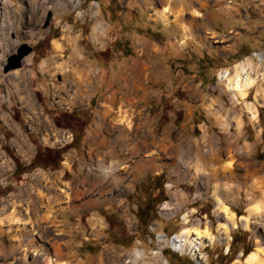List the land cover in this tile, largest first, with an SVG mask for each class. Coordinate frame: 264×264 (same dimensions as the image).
I'll return each mask as SVG.
<instances>
[{"label": "rangeland", "instance_id": "374dc122", "mask_svg": "<svg viewBox=\"0 0 264 264\" xmlns=\"http://www.w3.org/2000/svg\"><path fill=\"white\" fill-rule=\"evenodd\" d=\"M112 1L115 4L118 3L116 8L119 11L116 9L110 11L115 16L114 20L118 27L106 25L102 18V15L105 16L110 9H113L112 6L104 11L102 5L92 0H0L1 60L15 51H12L11 47L15 42L18 43L17 47L26 43L33 47V51L36 50V53L33 52L26 58L25 67L7 74L0 68V134L5 135V145L1 140L0 143L6 147L9 145L8 142L13 143L3 126V123L9 122L8 117L3 118L7 112L12 111L13 117L19 119V107L32 105L40 111L37 104L39 101H43L41 110L48 114V118L46 115L34 116L38 114V110L32 108L31 119L41 124L45 133H50L49 136L55 132L58 133L54 129L55 125L71 129L75 137L74 143L62 151H38L29 167L19 168L16 171L12 179L14 185L0 189V218L4 219L11 214V216L8 215L9 220L11 218L20 220L27 218L28 212L32 218L31 221L37 224L38 228L46 226L45 223L41 225L36 223L38 216L46 215L43 208L53 204L56 209L57 206L51 203L54 196H63L66 192L71 198V203L79 205L77 210L71 212L69 209H63V212L52 210L53 224L45 227L47 229L45 233L43 232L42 240L38 237L30 246L34 248L38 243L39 251L37 249L33 253L31 250L26 251L27 258L22 260L23 264L24 262L32 264L38 258L41 254L40 246L51 250L54 243L58 244L63 252L75 255L76 260L82 264L85 262L98 264L102 254L105 256L104 264H122L120 260H116V257L131 253L138 248L144 255L137 264H246L249 253L255 249H264V232L258 228V221L254 215L248 229L243 228L238 219L250 215L249 202L246 200L247 193L254 191L255 198L252 200L259 202L261 193L264 192V189L262 190V186L264 187V43L258 45L262 49L253 50L249 54L248 60L243 57L225 69L213 68L205 72L206 66L199 67L200 62L195 58L193 59V62H196L195 66H191L193 70L182 72L181 69L188 68L176 66L174 61H169L170 57L164 54L160 53L155 57L153 54L146 55L143 51L137 52L139 50L137 41L128 42L126 50L125 41L146 38L147 46L154 49V46L158 47L159 44L163 46L168 36L157 34L149 40L147 37L151 36L149 31H156L157 25L150 23L148 14L143 10L133 8L128 10L126 0ZM48 12H51L53 17L48 27L44 29L43 24ZM99 23L103 25L96 27ZM259 27L258 36L261 37L264 26L261 24ZM98 28L100 30L97 33L94 30ZM71 29L80 30L81 36H76L75 39L74 31ZM116 31L119 34L118 41ZM51 36L57 37L65 49L62 53L63 57H60L67 63L66 66L63 64L58 66L59 81L67 80L65 73L72 69L75 77L81 74L86 78L88 76L90 81L100 83V93L105 90L109 81L110 83L115 81L124 72L122 70L121 73L119 69L122 61H133L142 56L150 58L153 62V65H150L152 84L147 95L137 103V108H140V117H134L137 122L130 123L131 129L138 132L136 138L145 140L148 144L147 154L139 153L137 157H129L123 163V167L120 166L121 162L118 164L113 159H109L108 156L115 155L111 147L113 146L112 134L116 132L111 133L112 130H107L106 124L97 119L96 111L100 106L96 99L88 96L89 94H83L81 100L69 107L68 111L51 110L50 102L47 103L40 94L37 86L38 79L34 78L31 81L37 63L44 57L43 53L49 49L48 43ZM54 43L56 42H53L56 50H62ZM116 43H119L118 47ZM216 45L218 42L214 41L209 45L210 50H208L216 51ZM74 49L79 50L76 60L72 53ZM112 51H115L114 54L109 56ZM127 51L130 55H125ZM136 53L137 57L132 59ZM157 53L158 49H155L154 54ZM72 59L76 61V67L79 62L83 63L85 71L80 68L75 69L74 65L70 67L68 61ZM1 64L3 62L0 63L2 67ZM241 69H244L250 77L257 79L248 88L245 97H239L235 103L232 94L228 91L227 83L220 81L219 74L228 71L230 76H233L237 70ZM20 71H25L27 81L19 85V89L16 90L10 82V77ZM65 84L63 83V87ZM58 90L66 91L62 87ZM52 98L50 96V100ZM106 107L108 109V106ZM105 110L103 116L105 113L104 117H107V120L110 118L115 121L112 118L114 114H106ZM42 112L40 111L41 114ZM53 114L56 115L55 118H52ZM236 121L240 123L239 137L236 133L238 132ZM107 124L112 125L110 120ZM95 134H99V137L104 134L106 138L101 139L103 141L100 142ZM56 137L58 138V135ZM36 139L34 136L33 140ZM212 139L217 141V145L212 142ZM153 140L172 143L178 150L186 151V159L191 157L197 159L200 153L205 152L204 163L201 166V171L204 173L210 171V165L216 162L214 155L218 153L223 156L224 166H227L226 163L231 161L227 154V147L235 146L239 152H235L234 149L235 155L231 162L237 176L230 179L232 181L217 179V182V176L213 174L208 185L204 179H200V183L195 184L192 176L184 175L182 165L180 170L169 166L173 160L167 157L176 158L175 152L167 154L159 152V149L153 147ZM97 144L102 146L97 148ZM246 148L248 154L240 151ZM65 155L71 156L73 165L63 172L60 162ZM156 155L162 156L163 159L159 158L153 168L140 170V174L134 179L132 168L135 161L141 158L147 161ZM106 161H108L107 164ZM179 161L177 159V164H180ZM104 166L107 172L112 170L111 175L114 177L108 178L107 183L99 186L96 184L101 178ZM35 167L43 170L41 177L32 172ZM101 167H103L102 170ZM251 169L255 171L251 174L252 177L249 175ZM204 173L201 175L204 176ZM227 173L228 171L223 174L227 175ZM37 178L45 182H38ZM101 180L104 179L101 178ZM216 182L225 183L226 188L223 191L224 194L221 193L220 200L222 199L228 210L237 216L236 228L228 231L226 239L215 241L212 245L206 239H200L203 247L201 246L195 254L176 249L173 242L178 237H183L185 234L182 233L186 230L191 232L195 230V233H201L200 236H203L205 232L213 235L220 233L219 229L224 221L221 214L218 216L221 208L216 206L214 199L215 186L218 185ZM253 183L256 187L250 191ZM237 186L242 188L236 193ZM89 189L98 191L94 190L95 192L90 194L91 192H87ZM18 190H21L20 193ZM62 199L59 198L58 201ZM87 199L95 203L97 201L98 204L81 205ZM235 200L236 202H233ZM12 202L16 209L14 212L11 207ZM164 204L171 206L173 211L162 213L160 208ZM259 205L262 204L259 203ZM62 206L65 207L66 203H61L59 207ZM185 213L188 214L187 218ZM18 226L25 225L18 224ZM11 227L16 226L12 224ZM25 228L30 229L28 224ZM0 229L2 230L0 264H20L19 258L22 257L24 248L22 245L28 242L29 235L19 232L21 249L10 252V246L16 242L11 241L10 233L4 232L7 224L0 225ZM190 237L195 239L199 236L190 234ZM105 252L113 254V259Z\"/></svg>", "mask_w": 264, "mask_h": 264}, {"label": "crops", "instance_id": "0c3cea01", "mask_svg": "<svg viewBox=\"0 0 264 264\" xmlns=\"http://www.w3.org/2000/svg\"><path fill=\"white\" fill-rule=\"evenodd\" d=\"M92 1L96 2L100 6L102 5L104 11L112 6L113 9H110L109 13H107L105 16L102 14L101 15L106 25L118 27L116 21L114 20L115 16L110 12L114 9L119 11L116 8L118 3L115 4V2L113 3L112 0ZM126 2L128 10L130 8H133L135 10L145 11L148 14L150 23L157 25L156 31H149L152 36H147L149 40L155 37V35L157 34H160L161 36H168V39H166L163 46L159 44L158 47L154 46V49H152L151 46H147L146 38H138L136 40L125 41L126 50L128 42L137 41L139 45V50L137 52L143 51L146 55L153 54L155 57L160 55V53L164 54L165 56L170 57V59L168 60L174 61L176 66L181 68H188L181 69L182 72H184L185 70H193L191 66H195L196 62H193V59L195 58H197V60H199L200 62L199 67L206 66L205 72H207L208 70H212L213 68L225 69L229 67V65L237 63L243 57L248 60L249 54L253 50L261 48L258 47L260 43H264V27L262 30L263 35L261 37L258 36V29L260 28L259 26L261 24L264 26V0H134V2L126 0ZM164 16L168 17V24L164 22ZM101 25L103 24L99 23L96 25V27ZM71 31H74L75 39L77 38L76 36L80 37L82 34L80 30L71 29ZM116 35V40L118 41L119 34L117 33V31ZM54 41L56 42L54 44L60 46L62 50H56L55 45H53ZM214 41L218 42V45H216V51H209V45ZM17 44L18 43L15 42L13 43V45H11L12 51L16 49ZM115 45L118 47L119 43H116ZM48 46L49 49L45 53H43L44 57H42L37 63L35 74L32 76L31 81L34 78L35 80L38 79V82L36 81L37 86L39 87L41 96L47 103L50 102V96L59 97V100H61L67 107H71L77 104V102L81 100L80 98L83 97V94H89V97H92V99H96L98 106H100V108L96 111L97 119L101 122H104L106 124V129L109 131L112 130L111 133L116 132L112 134L113 146L111 147V149L115 151V155L110 156L115 159L116 157L120 159V157L124 156L125 149H123L121 147L122 145L120 146L118 142V146L116 148L114 147V145L116 144L115 139H117L122 132V128L119 127V125H115V122L110 118L107 120V117L105 118L102 114L103 111L107 109L106 106H108V103L106 99L109 98L111 93L116 90L122 91V83L120 84L119 81H123L124 77H127L128 79L129 73L126 67H124V64L131 60H126L124 62L122 61L119 64L121 73L122 70H124V72L120 74L115 81L111 83L109 81V86L107 85L105 90L100 93V83L91 80L89 85L86 84V86H83L81 77L85 76L77 75L75 77L72 73V69H69V71L65 73V77L68 78L67 80L63 82L59 81L57 77L60 74V72L58 71V66L61 64L66 66L67 63L61 58L63 57L62 53L65 51V49L62 46V43L59 42V39L52 36L50 38ZM155 49H158V53L156 55L154 54ZM33 52L36 53V50H34ZM114 52L115 51H112L110 54L108 53L109 56H112ZM72 53L74 59L76 60V56H78L79 50L74 49L72 50ZM125 55L130 54H128L127 51ZM136 57L137 53L132 59ZM75 60L72 59L68 61L70 63V67L74 65L75 69L80 68L81 70H84L83 63L79 62V65L76 67L75 64L77 63ZM121 65L122 67H120ZM25 75V71H20L18 73H14V75L10 77V82L12 83V85H14V88L16 90L19 89V85L23 83L25 84V82L27 81V77ZM87 78H85L86 81ZM63 83H66L64 87ZM59 86L66 91H59ZM42 103L43 101H39L37 103L40 107L39 109L41 112L43 111L41 110L43 109ZM102 106L104 108H101ZM30 108L32 113V110L35 108H33L32 105H30ZM40 111L38 110V114L34 116L41 117L42 115H46L48 118V114H46L45 112H42L41 114ZM105 111L108 112V109ZM109 120L112 125L107 124ZM97 137H99V134L97 135ZM100 137L98 140L102 142L103 140L101 139H105L106 135L102 134ZM100 146H102V144H97V148H99ZM125 157L126 160H128L127 154ZM126 160L122 159V164H120V166L123 167V163H125ZM134 168H132V172L133 178L135 179L140 174V171ZM235 176H233V178H235Z\"/></svg>", "mask_w": 264, "mask_h": 264}, {"label": "bare ground", "instance_id": "6f19581e", "mask_svg": "<svg viewBox=\"0 0 264 264\" xmlns=\"http://www.w3.org/2000/svg\"><path fill=\"white\" fill-rule=\"evenodd\" d=\"M163 20H164V22L166 24H168V22H169L168 21V17L164 16L163 17ZM99 30H100V28H98V29H96L94 31H97V33H98ZM150 65H153V62L148 57H145V58L144 57L143 58L141 57V58H139L137 60L135 59L133 61H130V62L126 63L125 67L128 70V73L131 75V77L129 75L128 79H127V77H124V80L123 81H119L120 84L122 83V87H123L122 91L121 90H119V91L118 90L113 91L111 93V95L109 96V98L106 99V101L108 103V109H109V111L106 114H108V113L114 114V116H112V118L115 119V121H116V122L114 121L115 122V125H119V127L122 128L121 129V131H122L121 134L118 136L117 139H115L116 140L115 141L116 144L114 145V147L116 148L118 146L117 145V142L119 143L120 146L122 145L121 147L123 149H125L124 150L125 151L124 156L120 157V159L119 158L118 159H115V158H112L111 156L109 157V159H113V161L118 162V164L122 161V159L123 160H126V157H125L126 154H127L128 158L129 157L131 158V157H134V156L137 157V155H139V153H145V154H147V151L149 149V146H148V144L146 143L145 140H140V139L136 138V134L138 132L136 133V132H134V130L131 129L130 123L136 121V119L134 117H136V118H139L140 117V114H141L140 113V108L139 109L137 108V103H139L147 95V91L151 87L150 85L152 84V80L153 79H152L151 74H150V70L152 68V67L150 68ZM21 68H19V69H21ZM5 74H7V73H5ZM85 78L86 77H81L83 86H86V84L87 85L90 84L89 78H87V81H86ZM219 79H220V81H225L227 83L226 85H227L228 91L232 94V99L236 103L238 101V98L239 97H242V98L245 97V95L247 94L248 88H250L255 83V81H256L257 78H255V77L253 78L252 76L250 77L248 75V73L245 72L244 69H241V70H237L236 73L233 76H230V74L228 73V71L221 72L219 74ZM126 81H127V83H126ZM251 107H250V109H251ZM115 125H113V126H115ZM236 129L238 130V132H236V133H237V136L239 137V133L241 132L240 131L241 129H240V123H239V121H236ZM53 132H55V131H53ZM139 132H140V130H139ZM49 134L45 133V136L48 137L51 141H58V138L56 137L58 135V133H56V132L53 133L52 134L53 137H51L52 135L49 136ZM212 142L213 143H216V145H217V141L216 140H213L212 139ZM231 142H233V141H231ZM152 145H154L153 147H156L157 149H159V152H162L163 154H167L168 152H175V154L177 155L176 158L174 156H172V158L167 157V159H172L173 160L172 163H170V166L171 167H175L178 170H180L181 165H182V167L184 168V175L190 176V177L192 176L191 177L193 179L192 181H194L195 184L200 183V181H199L200 179H204V182L206 183V185H208L210 183V180H211L210 178L212 177L211 175H213V174L215 176H217L216 177V180L217 179L218 180L219 179H224V180H229V181H232L230 179H232L233 176L237 175L236 174L237 172H235L233 170V164L231 162L232 159H233V157H234V155H235L233 153L234 152V149H235V146L234 145H233L234 147H232L231 145H229L227 147V154L229 155V159L231 160V161H228L226 163L227 166H224L225 165V161L223 159V156L218 153V154H215L214 155L215 158H216V162L217 163L215 162L213 165H210V171L209 172H206V173H204L203 171H201V166L204 163L203 162V159H204L203 156H204L205 152H204V154H201L200 153V156L197 159H193L192 157L186 159L185 158L186 157V151L184 152V150H178L177 148L174 147V145L172 143H169L168 144L166 142H159V141L153 140ZM247 150L248 149L246 148V150H240V151L242 153L248 154V151ZM236 151L239 152V149H235V152ZM152 154H153V152H152ZM152 154H148V155H152ZM154 154H155V152H154ZM163 154H162V156H163ZM142 155H144V154H142ZM209 155L210 154H208V156ZM162 156L161 157H159L157 155H156V157H153L152 156V158L149 159V160H147V161L144 160V159H142L141 156L139 157L141 159L136 160V158H135L136 161L133 164V168L135 167L136 170H139V171L140 170H143L144 168H146V169L153 168V167H155V164L157 163L156 161L159 158H162ZM143 157H145V156H143ZM163 157L166 158L165 156H163ZM177 159L180 160L179 161L180 164L179 163L177 164ZM107 162L108 161H106V164H107ZM102 169H103V167H101V170ZM203 169H205L204 166H203ZM226 171H228L227 175L226 174H223L224 172L226 173ZM203 173H204V176L201 175ZM253 173H255V171H252V169H251V171L249 172V175L252 177L251 174H253ZM101 174H102L101 175V178L104 179V180H101V178H100V180L98 179L99 182L96 185H99V186H102L103 183H107L108 182V178L113 179V177H114V175H111V174H113L112 173V170H110V171L107 172L106 171V167L102 171ZM222 174L224 176H222ZM249 179H251V178H249ZM218 180H217V182H218ZM235 181H237V180H235ZM217 182H216V184H218V185L215 186V188H216L215 191L216 192H215V195H214V197H215L214 199H215L216 206H219L221 208L220 212L218 213V216H219V214H221L222 215V219L224 221V223L221 224V227L219 229V230H221L220 233L218 235H213V234H211L209 232H205L203 234V236H200L201 233H195L194 232L195 230H192V232L189 231V230H186L184 233H182V234H185L183 237L182 236L181 237H178L173 242V244L176 247V249H179L180 251H184L185 250V251L193 252L195 254V252L196 251L198 252L199 249L201 248V246L203 245V242H201L200 239L204 238V239H206L208 241L209 244L212 245L215 241H220V240L226 239L228 237V231L231 228L232 229H235L236 228V226H237V216L235 215V213L230 212L228 210L229 208L224 205L222 199L220 200V195H221V193L224 194L223 191L226 188V187H224V184L225 183L224 184H220V183H217ZM255 187L256 186H255L254 183L251 184L250 191H252L253 188H255ZM241 188L239 186H237L235 188L236 189V193L239 192V190ZM263 189H264V187L262 186V190ZM94 190H90L89 189L87 192H91L90 194H92L95 191H98V190H95V191ZM227 190H229V189H227ZM256 190H258V189H256ZM61 191H63V190H61ZM253 192H249V194L247 193L248 198L246 199L249 202L248 205L250 207L249 208V214L250 215L249 216H246V217L245 216H242V217H240L238 219L240 220V222L242 224V227L245 228V229H248L250 227V224L252 223L251 222V219L253 218L252 216L254 215L255 219H257V221H258V228L261 229L264 232V206H262L264 204V192L261 193L262 196H261L259 202L255 201V200H252V199L255 198ZM56 194H57V192H56ZM62 197H64L63 198L64 201H63ZM59 198H61L62 200L58 201ZM237 201H239V199ZM233 202H236V200L233 201ZM51 203H54L58 208L56 207V209H55L53 204H49L48 206L46 205L47 207L46 208H43L45 210L46 215H40V216H38V219H37L36 223H39L40 225L42 223H45L46 226L48 224L51 225L54 222V221H52V219H53V217H52V210H54L56 212H60V211L63 212V209H65V210L66 209H69L70 212H71V211L77 210V208L79 207V205H75V204L71 203V198L69 197L68 194H66V192H65V194H63V196H58V195L57 196H54L53 197V201ZM59 203L60 204L61 203H63V204L66 203V206L65 207H63V206L62 207H59L60 206ZM96 203L98 204L97 201H96ZM96 203H95V201L93 202V200L87 199L81 205L95 206ZM259 203L262 204V205H259ZM11 204H12L11 207L13 209L12 211L14 212V210H16L15 207H14L15 205H13V202ZM254 206L256 208H253ZM171 210H172L171 206H169V205L166 204V205H164V207L161 210V212L162 213L163 212L165 213V211L166 212L167 211L169 212ZM176 210H178V209L176 208ZM29 214L30 213L27 212V218H23V219H20V220H19V218L18 219L11 218V220H9V216H11V214L10 215L8 214L9 216L8 215L5 216L4 219H1L0 218L2 220V221H0V225H3V224L6 225L7 224V229L4 232L5 233H10V235H11V237H10L11 238V241L16 242V244H13V245L10 246V252H14L18 248L21 249L20 248L21 243H20V238H19V234H18L19 232L20 233L22 232V234L24 233L25 235L26 234L29 235L28 236V242L25 245H22V246H24V248L22 249L23 255H22V257L19 258V260H20L19 263L20 264H23L22 260H25L27 258L26 251L31 250V252L33 253L38 248V243L36 244V246L34 248H32V247L30 248V246L36 240V238L39 237L40 240H42L43 232L45 233V231L47 229V228H45L46 226H42V228H38L39 226L37 224L35 225L34 222L31 221L32 218H31V216ZM169 215H171V213ZM185 217L187 218V215ZM12 224L15 225L16 227H14V228L11 227ZM18 224L19 225L23 224L25 226H26V224H28L29 227H30V229L26 230L25 226H18L17 227ZM1 232H2V230L0 229V233ZM190 234H196V236L198 235L199 237H197L195 239H191ZM57 243H59V242H57ZM40 247H41L40 248L41 254L38 255V258L36 260H34V262L32 264H71V263H73V264H82L79 260H76L75 255L72 256V255H69L68 253H65V251L63 252V250L61 249V247L58 244H55L54 243L52 245V249L51 250L50 249L42 248V246H40ZM105 253L107 254V256L110 255L111 258L113 259V256H112L113 254L108 253V252H105ZM157 253H159V252H157ZM143 255H144L143 252H141L139 250V248H138V249H134V251L131 252V253H127L126 255H118V257H116L117 258L116 260H120L122 262V264H137V262H139L140 258L143 257ZM263 258H264V249H255L254 251H252L251 253H249L247 255L246 264H264ZM104 261H105V256H104V254H102L100 256V259H99V263L98 264H104ZM24 264H25V262H24ZM85 264H89V263L88 262H85Z\"/></svg>", "mask_w": 264, "mask_h": 264}, {"label": "built area", "instance_id": "2783aa9c", "mask_svg": "<svg viewBox=\"0 0 264 264\" xmlns=\"http://www.w3.org/2000/svg\"><path fill=\"white\" fill-rule=\"evenodd\" d=\"M5 58L1 60L0 56V63L3 62V64H1L2 67L0 66L2 70L6 62ZM26 58L22 61L21 67H25ZM50 107L52 111L69 110V107L59 100V97H53L50 100ZM55 116L56 115L53 114L52 118H55ZM3 118H7L9 121L8 123H3V126L5 127V131L8 132V136L10 135V139H12L13 143L8 142V147L0 143V189L2 190L10 185H14L12 179L16 171L19 168L25 169L29 167L38 151H62L71 146L75 141L74 132L71 129L57 127L55 125L54 129L58 131V141H51L45 136V131L44 128L41 127V124L31 119L30 106L22 105L19 107V119L13 117L12 111H10V113L7 112L6 116ZM4 136V134H0V140L5 145ZM31 136H33V138L35 136L37 139L34 141ZM60 163H62L63 167H61L62 170H59H68L73 165V160L70 155H65L63 161ZM41 171L43 170L40 167H35L32 170L38 177H41ZM37 181L43 182L41 178ZM20 191L21 190H18V193H20ZM164 205L161 206L160 210L163 209ZM185 215L188 214L185 213Z\"/></svg>", "mask_w": 264, "mask_h": 264}, {"label": "water", "instance_id": "95a60500", "mask_svg": "<svg viewBox=\"0 0 264 264\" xmlns=\"http://www.w3.org/2000/svg\"><path fill=\"white\" fill-rule=\"evenodd\" d=\"M52 17H53L52 13L48 12L46 15V19L44 21V24H43L44 29L46 27H48ZM31 54H33V47L32 46H30L26 43L20 44L15 49V51L6 58V62L4 64L3 70H2L3 73H9L11 71H14V70L21 68L22 61Z\"/></svg>", "mask_w": 264, "mask_h": 264}]
</instances>
